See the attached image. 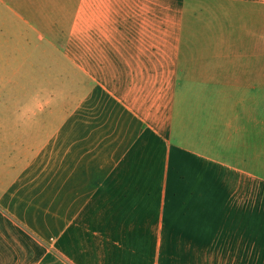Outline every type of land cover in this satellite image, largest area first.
Segmentation results:
<instances>
[{"label":"crops","instance_id":"crops-1","mask_svg":"<svg viewBox=\"0 0 264 264\" xmlns=\"http://www.w3.org/2000/svg\"><path fill=\"white\" fill-rule=\"evenodd\" d=\"M0 30V264H264V0H0Z\"/></svg>","mask_w":264,"mask_h":264},{"label":"rangeland","instance_id":"rangeland-1","mask_svg":"<svg viewBox=\"0 0 264 264\" xmlns=\"http://www.w3.org/2000/svg\"><path fill=\"white\" fill-rule=\"evenodd\" d=\"M38 16H39V14H37V17ZM2 31L5 32V33L4 34L1 33ZM16 31H18V33H20L21 40H22V36H26L27 35L25 31H24V33H22L23 30H16ZM12 34H13V31L12 30H0V36L1 35L2 36L7 35V37H10V36H12ZM1 42H2V40L0 39V43ZM0 50L6 52V54H2L1 55V59H0V70L1 69H3V70L4 69H10L12 67H15V68H19L20 67V66H18V64L16 65L15 61L12 62L10 48L8 49L7 46L5 48V45H3V43H2V44H0ZM17 62H19V61H17ZM20 65L22 67V62H20Z\"/></svg>","mask_w":264,"mask_h":264}]
</instances>
